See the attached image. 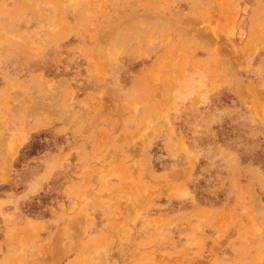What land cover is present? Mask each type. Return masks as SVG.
I'll return each instance as SVG.
<instances>
[{
  "label": "rangeland",
  "instance_id": "rangeland-1",
  "mask_svg": "<svg viewBox=\"0 0 264 264\" xmlns=\"http://www.w3.org/2000/svg\"><path fill=\"white\" fill-rule=\"evenodd\" d=\"M0 264H264V0H0Z\"/></svg>",
  "mask_w": 264,
  "mask_h": 264
},
{
  "label": "bare ground",
  "instance_id": "bare-ground-1",
  "mask_svg": "<svg viewBox=\"0 0 264 264\" xmlns=\"http://www.w3.org/2000/svg\"><path fill=\"white\" fill-rule=\"evenodd\" d=\"M146 54V53H145Z\"/></svg>",
  "mask_w": 264,
  "mask_h": 264
}]
</instances>
